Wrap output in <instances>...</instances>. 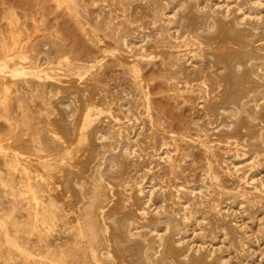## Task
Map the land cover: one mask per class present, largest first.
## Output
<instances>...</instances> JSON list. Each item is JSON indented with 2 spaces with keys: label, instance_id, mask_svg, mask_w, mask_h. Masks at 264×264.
<instances>
[{
  "label": "bare ground",
  "instance_id": "1",
  "mask_svg": "<svg viewBox=\"0 0 264 264\" xmlns=\"http://www.w3.org/2000/svg\"><path fill=\"white\" fill-rule=\"evenodd\" d=\"M145 2L152 11L158 9L160 20L155 21L161 22L164 34L158 30L166 34L171 46L163 44V48L158 45L156 48L154 41L155 47L152 45L150 29L156 24L144 26ZM95 5L106 16L118 10L106 0ZM128 6V15L135 18L132 21L137 23V29L122 36L121 49L104 48L97 38L96 43L104 45L101 53L92 60L76 56L75 61L76 57L61 56L62 52L51 57L41 47L46 42L39 43L41 49L35 52L34 46L30 47L32 50L28 47L22 50L25 43H20L21 46H16L22 51L17 49L20 51L11 53L13 56L5 53L0 57V110L7 109L15 117L13 122L12 117H5L6 123L12 124L9 123L11 127L5 134L0 133V157L6 160L5 166L14 170L19 167L21 185L30 190V194L26 190L29 194L26 197L30 198L27 210L34 222L37 216L45 220L56 218L63 225L68 222L65 226L72 225L81 244L84 241L77 248L79 239L74 238L76 244L72 241L64 246L66 252L61 247L52 252L47 249L51 255L44 252L46 262L39 260L40 264H233V258L241 262L247 258L253 241L245 227L236 218L233 222L223 210L231 203L237 216L246 215L257 223L259 237L264 239V216H259L264 202V0H234L225 5L219 0L204 4L200 0H133ZM127 10H118V19H124ZM10 41L16 42L5 43L10 46ZM109 55L130 70L143 106L133 97L132 90L125 88L123 97H114L112 101L103 86L97 87ZM168 56H174L172 63L178 66L172 67L173 92L183 96L197 94L195 104L205 111L203 120L192 122L199 132V142L215 159L214 164H225L226 172L233 176L241 172L238 189L227 191L211 168L212 163L203 171L202 183L191 186L174 178L173 172L171 177L161 180L151 167L142 176L134 167L135 161L144 156L178 166V154L168 149L162 134L158 135L166 142L160 150L155 148V134L165 128L161 129L151 119L149 136L142 135V116L149 115L150 100L139 62ZM176 56L188 63L207 58L210 66L203 67L201 74L196 71L189 76L184 71L183 74L178 65L181 60ZM29 78L37 80L40 89L30 86ZM212 117L215 123H211ZM106 126L111 130H105ZM112 130V137L106 134ZM132 166L133 177L128 172ZM245 184L252 186L249 193L245 192ZM165 190L170 197H166ZM91 191L93 195L89 196L93 199L88 196L87 200L84 193ZM191 193H195L193 201L200 200L204 205L202 219H210L207 225L210 240L196 231L188 234ZM87 202L93 210H85L88 216L84 220L82 205L89 207ZM38 220L33 229L39 233ZM84 228L92 233H89L93 237L89 238L91 243L86 240L89 234ZM5 235L0 238V257L8 261L12 247L7 245ZM218 239L223 240V246H217ZM28 253L34 256L33 252ZM27 255L21 257L29 263Z\"/></svg>",
  "mask_w": 264,
  "mask_h": 264
},
{
  "label": "rangeland",
  "instance_id": "2",
  "mask_svg": "<svg viewBox=\"0 0 264 264\" xmlns=\"http://www.w3.org/2000/svg\"><path fill=\"white\" fill-rule=\"evenodd\" d=\"M97 1L99 2L101 0H0V41H1L0 44L4 46V48L1 49L2 45H0V53L3 52L0 55V57H2L5 53L8 55H10L11 53L15 54L14 52H17L18 51L17 49H20L17 48L18 46L16 45L21 46L20 43H25L21 46V48L24 46L23 47L24 49L22 48V50L28 49L30 47L32 48L34 46L35 49L34 48L32 49H34L35 52V50L40 47L39 43L43 45L46 42L47 44L46 43L45 44L47 46H44L45 45L44 44L41 47H45L43 51L46 53L48 51L47 54H49L51 57L54 56V54L56 57H58L60 55V52H62L61 56H66L69 58L71 55L72 57L77 56L79 58L81 56L87 58L88 60L95 59L101 53L104 45H105L104 48L107 47L108 49L110 48L121 49L122 48L121 41L123 39L122 36L130 33L131 31H136L137 29V27L135 28L137 23L136 22L133 23L132 21L133 16L131 14L130 15L132 17L128 15L129 14L128 5L133 0H106L109 1V3H113L115 6H117V9L121 10V12L122 10H124L123 12H125V10L128 9L127 10L128 12L125 13V18H124L125 21H123L124 19H118L119 17L117 14L120 13V11L118 10L110 11V13H108L109 17L106 16L103 13V11H101V9L97 8V6L95 5ZM200 1L204 4L209 0H200ZM219 2L225 5L227 3L234 2V0H219ZM144 4H145L144 7L146 6L145 9L147 11L144 14V18H143L144 26L146 28H149L150 26L156 24L155 26H153L155 28L151 27L150 29L152 45L154 46L157 43L155 46L158 45L160 46V48H163V44L166 45L170 44L171 46L172 43H169L170 40L166 38V34L165 35L161 34L163 33L161 32L163 30H162V26L160 27L161 22L160 23L158 22L160 20L158 17L159 14H157L158 9H153L152 11L151 10L152 7L149 6V3L145 2ZM149 11L153 13V16H151L152 14ZM110 19H112V21ZM133 20L135 21V18ZM158 29L160 30L161 33L159 32ZM97 38L100 41L102 40L104 45L101 46L100 44H97L99 43V41H97L96 43ZM3 39L5 41L16 40V42L14 41L12 43V41H10L9 43L11 45L9 44L10 46H8V43L6 42L7 43L6 44ZM153 41L155 44L153 43ZM28 42L30 44L37 43L38 47H36L37 44L30 46ZM117 45L118 46L120 45V47L116 48ZM158 46L156 48H159ZM45 49L47 50L45 51ZM77 57L76 60L75 58L72 59L78 61ZM170 57L171 56H168L165 59L155 58L153 61L150 60L151 62L146 60L139 62V64L141 63L140 66L138 65L139 70L142 74L150 100L149 115H146L147 117L142 116V120H143L142 135L145 137L149 136L150 128H151L150 120L152 119L154 122L157 123L158 126H160V128L162 127L161 129L165 128L161 131V133L158 132L157 134H155L156 136V138L154 139L155 148H157V150L158 149L160 150V148H162L161 147L162 144L167 141L166 143H168V149L171 150V152L175 151L178 154L179 162L181 160L182 161L179 164L177 160L178 166L174 164L175 166L174 167L168 163L166 164L165 161L163 162V160L161 159L159 160V158L157 159V157H154L152 155L153 157L144 156L138 158L134 163V167L139 170V175L141 176L146 172V169L151 167L154 173L156 174V176L161 180H165L167 176L171 177L173 172L174 175L172 176L174 178L176 176L177 177L176 179H179L178 181L183 182L184 184L190 186L198 185L199 183L201 184L204 179L203 171L206 172L208 169L207 168L208 165H210L211 163L214 164L215 162V159L212 158L210 154H207L204 145H202L201 142H199L200 141V137L198 135L199 132H197V130H194V128L192 127L193 120L200 122L201 120L204 119L205 111L202 108V106L195 104L196 102H198L197 101L198 96L194 92H193L194 94H192L191 92L190 96L177 95L175 92H173L172 89L175 84V81L171 80L172 79L171 75L174 76V68L172 67H174L176 64H173L174 56L171 58ZM85 58H81V59H85ZM175 58L178 60L180 57L178 58L176 56ZM181 59L182 58H180L179 60ZM106 61L105 62L107 63V65L105 64L106 67H104V70L102 71V75H100L102 77H99L97 87L100 88V86H103V88H105L104 92L105 90H107L106 91L107 94L105 93L107 95V98L108 95L109 97H111L109 98L110 100L114 99V97L115 99H117L118 97L122 98L125 88L129 91L132 90L130 92H132L133 97H136L138 99L137 100L138 103L141 101L140 105L143 103L141 105L143 106L144 102L143 100H141L140 96H138V94L140 95L139 93L140 91H138L139 88H137L138 85L136 86L135 83L136 80L131 74L130 70L124 67L120 63V61L117 60L112 55L107 56ZM178 63H179L178 65H180V68L182 67L181 68L182 72L184 71L186 75H188L187 73H189V76H191V73H194L195 75L196 71H198L199 74L202 70L203 73V71L207 67L206 65L209 64L210 66V62L207 58H204L202 61L195 63H188L183 59L181 60V62ZM166 64L167 65L171 64L172 66L169 65L170 66L169 68V66H167ZM209 66L206 69H208ZM170 80L174 82V83L172 82L173 83L172 86ZM27 83L33 88L38 87V82L35 79L29 78L27 80ZM38 89H40V87H38ZM0 103H2L1 100ZM8 108L11 109L10 106ZM17 108H21V107L17 106ZM2 109H4L3 106ZM14 109L15 108H13V110ZM6 110L4 111L0 110L1 112L0 133L2 135L4 132L6 133L7 129H10L9 125L12 124L11 122H13L12 120L13 118H15L11 116L13 114L11 115L8 114ZM2 112L3 114L5 113V116L2 115L4 118L7 116L12 117L11 122L8 121L10 124L6 123L7 120L6 118L4 120V118L1 117ZM17 112H19V109ZM9 113H11V111ZM212 118L210 120L211 123H215L216 121L215 118L214 117ZM197 119H201V120H197ZM107 126L105 130L108 131V128H110L111 130V127H107ZM112 131L106 134L108 135L111 134L112 137V134H114V131L113 133ZM7 133L9 134L10 131ZM158 134H162L165 137L166 141L164 138H161L163 136ZM172 135L180 138V140L177 138H173ZM184 137L185 138L189 137V138L185 139ZM176 139L178 141H176ZM221 147L222 149H224L225 146L221 145ZM180 157L183 158L181 159ZM208 159L210 162L208 161ZM5 161L4 159H2V157H0V219H1L0 223H2L3 221L2 224L4 225L3 226L2 224H0V238H2L4 234H6L5 235L7 236L6 239L7 241H9V243L7 242L8 243L7 245L9 246L11 245L12 249L9 248L11 250L9 252L10 255L9 253L7 254L10 256L9 260H8V256H7L8 261H4L6 259H2L0 257V264H27L28 262H26L25 259L21 257L24 256L26 258L27 254L30 255L29 257L27 255L29 261L28 264H30L31 261L30 258L31 259L36 258L35 255H37V257L39 256L38 259L36 258L38 261L41 260L43 262H46L44 258H46L47 256L46 257L44 256L46 255V253L44 252H47L49 255H51V253L48 252L47 249L48 250L50 249L49 251L52 252V250H56V249L59 250V248L61 247L60 250L63 251L66 248V247L64 248V246L72 244V241L74 242L73 244H76L77 240L75 239L74 241V238L76 237L77 239H79L78 240L79 244L78 243L76 244L77 248L82 246V244L84 245V241L82 240L83 243L81 244V239L78 238L77 235L78 233L76 229L74 230L72 228L73 227L72 225L69 224L71 227L70 226L68 227L67 226L68 222L67 223L64 222L65 224H67L66 227L65 224L64 225L62 224L63 222L62 223H59L61 221L57 222L56 218H54L56 219V221L54 219L45 220V218H39L40 216H37L38 219H41V220L37 219L38 220L37 223H39L38 227H40V230L39 228L37 230H39L40 234L38 233V231H36V229H33V226L37 220L34 222V220L31 218L32 216L29 215L28 213L29 211L27 210L29 208L28 206L30 202L29 201L30 198L29 199L27 198L29 197L30 194L29 187L26 185L24 186V184L21 185L22 183L20 182V177L22 175L18 172L19 167H16L18 169L14 170V168L10 167L9 165L5 166L7 165ZM253 165H257V163ZM170 166L173 168H171ZM134 167L132 166V170L130 168L129 169L130 171H128L129 173H131L130 174L131 176L133 175L132 171L134 170ZM211 168L217 175L218 181L223 185V187L227 191H232L239 188V184H240L239 177L241 175L240 171L237 172V175L233 176L226 172L227 167L225 164L218 166L215 163L214 165H211ZM172 169L173 171H171ZM205 180L207 183H209V179L208 180L205 179ZM94 187L95 186L93 185L91 187V190H94L95 189ZM245 188H246L245 189L246 193H249L252 190L251 189L252 186L250 184H245ZM27 189H28L27 192L29 194L26 192ZM91 192H92L91 194L84 193L86 199L87 198L89 199V197L93 199L92 196H89V195H93V191ZM165 195H167L166 196L167 198L168 195L170 197L169 191L165 190ZM194 196L195 193H191L189 194V198H188L189 219L186 221V227L189 229L188 234L191 235L194 231H196L200 237H203L206 240H210L211 234L207 231V225H209L210 219H204V220L202 219V215L205 210L204 205L200 204L201 203L200 200L193 201ZM40 200L42 202L41 197L39 198V201ZM89 202L87 203L89 204L90 208L87 206V204L85 207L84 204L85 201L83 203L84 206L82 205L84 212L82 211L81 213L83 214V216L81 215L82 216L81 219L85 220V218L88 216V214L85 216L86 213L85 210L90 211L92 209L91 208L92 206H90L92 202H90L91 204ZM225 206L226 207L223 210L224 214H229L230 218L233 219V222L235 221L234 218H236L238 220V224L241 227H245V229L248 231V234L253 241L252 246L248 249L249 253L247 255V258L243 259L241 262L238 261L236 258H233L232 263L233 264H264V239H261L259 237L257 223L254 222L252 219L248 218V216L246 215L237 216V209L232 208L233 205L231 203H228ZM82 207L81 210H83ZM39 212H41V210ZM45 216L46 215H44V217ZM259 216H264V202L262 204ZM196 217L198 218V221ZM50 218L53 217L51 216ZM1 225L3 227H1ZM86 225L87 224H85V226ZM88 227L86 226V228ZM85 230L87 231V229L84 228L83 231ZM73 231H75V233H73ZM89 231L91 230L89 229ZM89 233L87 231L86 234ZM90 234L92 235V233ZM90 234L88 238H87L88 235L86 236V240L88 239V242L93 238L90 237L91 236ZM89 238L91 239L89 240ZM225 241L228 243L229 240H225ZM91 242L92 241H90L89 243ZM216 244L219 247L223 246V240L221 239L216 240ZM74 246L72 245V248ZM13 247L15 251L18 247H20L17 249L18 251L17 253L13 250ZM68 248L72 250L71 247ZM75 248L76 246L73 249ZM19 249H21L22 251L24 250L26 252L23 253L24 251L22 252ZM66 251H68L67 248L65 252ZM20 252L21 254H19ZM28 252H33L34 256H31L33 254L32 253L30 254ZM56 252L54 253L56 254ZM42 255L44 256L43 259H42ZM57 257L58 256H55V258ZM55 258L54 260H56ZM34 259H32L31 264H33V261L35 262L34 264H38V261Z\"/></svg>",
  "mask_w": 264,
  "mask_h": 264
}]
</instances>
